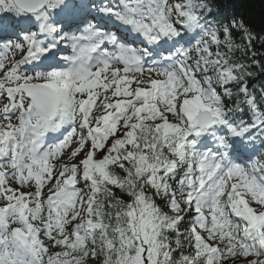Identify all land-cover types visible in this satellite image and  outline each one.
<instances>
[{"label": "snow or ice", "instance_id": "6c2138e0", "mask_svg": "<svg viewBox=\"0 0 264 264\" xmlns=\"http://www.w3.org/2000/svg\"><path fill=\"white\" fill-rule=\"evenodd\" d=\"M239 3L0 0V264H264Z\"/></svg>", "mask_w": 264, "mask_h": 264}, {"label": "trees", "instance_id": "16d2710c", "mask_svg": "<svg viewBox=\"0 0 264 264\" xmlns=\"http://www.w3.org/2000/svg\"><path fill=\"white\" fill-rule=\"evenodd\" d=\"M238 9L255 27L259 28L264 22V0H240Z\"/></svg>", "mask_w": 264, "mask_h": 264}]
</instances>
